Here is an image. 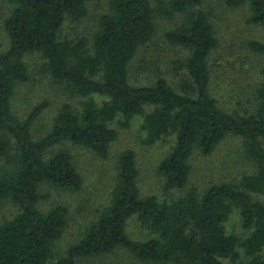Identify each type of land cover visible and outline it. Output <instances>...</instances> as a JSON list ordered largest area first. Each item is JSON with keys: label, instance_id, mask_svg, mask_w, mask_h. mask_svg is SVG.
<instances>
[{"label": "trees", "instance_id": "1", "mask_svg": "<svg viewBox=\"0 0 264 264\" xmlns=\"http://www.w3.org/2000/svg\"><path fill=\"white\" fill-rule=\"evenodd\" d=\"M8 1L12 10L4 26L10 47L0 52V156L6 163L0 168V199L11 200L19 212L0 223V264H84L82 259L118 248L154 263L264 264V202L252 195H264V68L253 113L234 116L220 108L212 94L209 64L219 40L208 15L197 8L203 0H157V6L152 0H110L109 11L99 17L91 51L84 40L59 37L66 18L87 15L90 0ZM226 2L248 4V22L264 25V0ZM157 12L166 18L182 15L165 32L169 43L189 52L174 62L177 71L187 72L178 90L163 76L149 85L129 81L131 61L155 35ZM249 47L264 55V42L250 41ZM32 52L44 55L52 77L65 81L71 94L85 98L80 109L63 103L50 130L38 139L31 129L47 103L36 106L27 119L12 109L17 84L29 79L24 55ZM91 95L107 99L98 103ZM146 105L154 108L146 113ZM118 115L123 125L144 115L148 144L176 134L174 146L158 165L167 188L185 186L193 154L211 155L228 134L243 138L245 156L255 171L237 183L211 184L202 193L193 186L184 196L166 202L154 194H141L135 152L124 150L118 156L109 206L65 254L58 255L54 245L68 227V208L55 204L46 211L39 209L38 203L47 198L40 186L45 182L77 192L83 178L68 149L51 148L70 141L108 158L118 137L111 122ZM234 208L241 212L243 227L251 231L243 241L225 228ZM133 216L150 231L149 238L129 236L127 222Z\"/></svg>", "mask_w": 264, "mask_h": 264}, {"label": "rangeland", "instance_id": "2", "mask_svg": "<svg viewBox=\"0 0 264 264\" xmlns=\"http://www.w3.org/2000/svg\"><path fill=\"white\" fill-rule=\"evenodd\" d=\"M157 6V0H152ZM168 1V0H165ZM110 0H90L87 3V15L74 20L66 18L59 32L60 39L86 42L85 48L92 50L93 38L98 29L99 17L109 11ZM0 52L10 47V38L4 22L12 10L8 0H0ZM203 10L215 26L219 40L218 46L209 56L212 72V94L222 110L234 116L253 113L257 108L256 92L262 82L264 55L254 52L249 47L250 41L264 42V25L248 22L250 7L248 4L230 6L226 0H203L197 7ZM182 19V15L166 18L161 13L155 14L156 32L153 38L142 45L129 65V81L133 85L153 84L159 76L167 79L178 90L180 79L187 75L183 69L176 70L174 62L189 54L179 45L169 43L165 32L173 28ZM29 79L17 84L12 96V109L22 119H27L33 109L41 103L46 108L32 125L31 134L38 139L51 128L53 120L63 103L69 102L80 109L85 99L71 94L65 81L52 77L47 60L41 52L24 55ZM98 103L105 97L91 95ZM88 98V97H86ZM154 106L146 105L145 112ZM122 115H118L111 126L118 131L117 139L111 144L108 158H102L96 152L66 141L51 148L68 149L83 178L82 188L71 192L60 187L42 183L40 192L47 198L38 203V208L46 211L55 204L68 208L69 224L62 238L54 245L58 255L65 254L70 245L76 242L96 220L99 214L109 206L111 193L117 176L119 154L127 149L135 152L139 169L138 185L142 195L154 194L161 201L172 202L184 196L191 187L202 193L209 185L221 182L237 183L244 175L255 171L254 163L244 153L243 138L228 134L211 155L196 151L191 157V173L185 186L167 188L165 178L158 172L160 161L168 155L176 142V134L171 133L153 144L145 142L147 131L144 127V115L134 116L128 125H123ZM264 146V139H262ZM5 167V159L0 156V168ZM253 198L264 202V195L253 193ZM19 212V207L11 200L0 199V223ZM228 234H234L243 241L250 230L242 225L241 212L234 208L225 222ZM129 236L144 240L151 236L150 231L138 222L136 216L127 222ZM243 260L246 259L242 246L238 247ZM84 264L105 262L121 264H175L140 261L123 248L113 253L81 260Z\"/></svg>", "mask_w": 264, "mask_h": 264}]
</instances>
